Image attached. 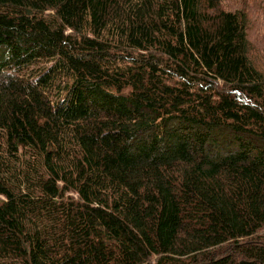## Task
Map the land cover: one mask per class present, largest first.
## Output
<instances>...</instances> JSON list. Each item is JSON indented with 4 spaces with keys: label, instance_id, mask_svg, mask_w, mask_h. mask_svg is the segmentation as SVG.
Listing matches in <instances>:
<instances>
[{
    "label": "trees",
    "instance_id": "trees-1",
    "mask_svg": "<svg viewBox=\"0 0 264 264\" xmlns=\"http://www.w3.org/2000/svg\"><path fill=\"white\" fill-rule=\"evenodd\" d=\"M239 6L0 0V264H264Z\"/></svg>",
    "mask_w": 264,
    "mask_h": 264
},
{
    "label": "rangeland",
    "instance_id": "rangeland-1",
    "mask_svg": "<svg viewBox=\"0 0 264 264\" xmlns=\"http://www.w3.org/2000/svg\"><path fill=\"white\" fill-rule=\"evenodd\" d=\"M226 7L245 8L248 12V39L254 59L264 72V0H224Z\"/></svg>",
    "mask_w": 264,
    "mask_h": 264
}]
</instances>
